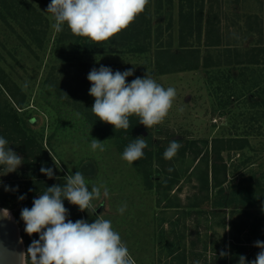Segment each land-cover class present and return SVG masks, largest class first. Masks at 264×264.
I'll return each instance as SVG.
<instances>
[{"label":"rangeland","instance_id":"rangeland-1","mask_svg":"<svg viewBox=\"0 0 264 264\" xmlns=\"http://www.w3.org/2000/svg\"><path fill=\"white\" fill-rule=\"evenodd\" d=\"M30 1L48 20L39 47L27 29L0 8V74L13 92L0 84V137L23 158L16 172L0 171V207L15 217L22 241L21 210L31 208L47 187L62 186L68 174L81 171L89 191L92 183L108 188L106 207L96 215L103 213L112 222L136 264H233L230 259L239 260L240 255L254 260L260 251L254 243L264 241V63L235 62L233 50L243 52L264 42V0H202L204 17L218 20L213 34L218 33L220 45L201 46L198 68L168 73L157 71L149 52H127L108 40L85 45L86 37L80 36L60 41L52 15L40 0ZM178 4L172 0L155 13L163 24L172 20L174 46ZM79 61L134 69L132 80L148 73L165 89L176 90L172 108L150 129L133 115L131 130L112 127L113 135L102 137L105 126L90 125L44 81L52 65ZM140 137L148 142L144 157L129 164L121 158L123 151ZM92 138L103 142L105 151H93ZM171 140L182 147L166 160L163 153ZM42 165L53 169L52 179L41 173ZM237 183L257 190L254 204L214 205L218 188L228 192ZM6 186L16 190L5 191ZM124 203L127 208L120 214ZM64 206L73 222L96 219L67 200ZM38 238L30 236L29 245ZM221 251L228 255L221 257Z\"/></svg>","mask_w":264,"mask_h":264},{"label":"clouds","instance_id":"clouds-1","mask_svg":"<svg viewBox=\"0 0 264 264\" xmlns=\"http://www.w3.org/2000/svg\"><path fill=\"white\" fill-rule=\"evenodd\" d=\"M148 2L51 0L46 12L52 14L55 21L52 27L56 32H61L66 24L74 35L99 43L126 29L144 12ZM133 72L134 69L113 72L110 67L101 65L87 75L91 84L88 94L94 97L91 112L101 122L112 125L115 131L128 130L131 126L129 117L133 115L139 117V123L148 129L162 123L176 97L173 87L165 89L148 73L127 82ZM147 147L146 139L136 138L125 147L121 158L132 164L144 157ZM181 147L179 141H169L164 158L171 160ZM91 149L103 152L104 143L92 138ZM53 162L59 168L54 159ZM22 163L23 158L9 147L8 140L0 137V171L3 175L16 172ZM40 171L49 179L54 177L52 168L42 165ZM64 179L66 182L62 186L47 187L33 199L31 208L21 210L24 231L29 236L38 234L39 238L32 240L26 252L17 255L15 264H136L120 234L113 229L112 222L105 219L103 213L96 215L98 207H106L109 198L106 185L92 183L89 191V183L81 171L68 174ZM9 190L16 189L6 186L5 191ZM19 199L23 200L25 196ZM64 200L77 206L81 212L95 215L96 219L91 223L84 219L73 222L68 219L69 210L64 206ZM126 208L127 204L124 203L117 211L123 214ZM0 214L3 218H11L8 209H0ZM254 246L260 249L255 259L248 261L244 255H240L238 264H264V241L257 240ZM226 255L227 252H220L221 257ZM195 264H199V261Z\"/></svg>","mask_w":264,"mask_h":264},{"label":"trees","instance_id":"trees-1","mask_svg":"<svg viewBox=\"0 0 264 264\" xmlns=\"http://www.w3.org/2000/svg\"><path fill=\"white\" fill-rule=\"evenodd\" d=\"M172 0H149L144 12L139 14L137 18L126 29L111 37L108 42L120 49H125L132 53H152L153 64L159 73H168L173 71L196 69L199 67L201 60V46L204 49L220 45V37L213 34L218 20H214V16L203 15V1L195 0H179L177 13V43L174 46L172 40V20L169 18L165 24L163 20L155 19V13L161 11L165 4H169ZM43 8L46 10L51 0H40ZM0 8H4L10 18L20 22L25 27L28 37L40 46L42 42L41 36L46 33L47 18L42 10H39L30 0H0ZM51 14V13H49ZM52 15V14H51ZM217 29V28H216ZM165 35L166 42L163 40ZM58 39L71 40L75 37L69 30L67 25L63 26V30L58 32ZM85 45H92L88 38L85 39ZM174 47V48H173ZM228 49V48H224ZM230 51V50H226ZM235 62L245 63H264V42L257 46L245 49L243 52L234 48ZM233 53V52H232ZM204 58V57H203ZM207 59V58H206ZM229 59H233L229 55ZM208 63L207 61L205 62ZM203 63V65H205ZM136 63L131 64L135 66ZM110 67L113 72L119 70L117 63L79 61L64 62L58 65H52L45 77V84L51 87L56 95L69 103L79 111L92 126L104 127L105 132L102 137H111L113 135L112 125L101 122L92 112L91 108L94 104V97L90 96V82L87 75L93 68ZM123 72L121 69L119 70ZM0 74V84L6 92L13 96L11 88ZM132 78L128 77L127 82H131ZM67 97H65V95ZM15 104L21 107V102L15 100ZM134 127V126H133ZM132 127L129 129L131 130ZM4 131V130H1ZM241 147V145L239 146ZM238 147V148H239ZM212 177L215 178L216 164L212 162ZM217 185V184H216ZM223 187L218 188L214 196V205L222 207L223 204H233L235 207H245L244 204H254L257 199V190L241 184H234L228 192ZM221 197L225 201H221ZM234 264L238 261L231 258Z\"/></svg>","mask_w":264,"mask_h":264},{"label":"water","instance_id":"water-1","mask_svg":"<svg viewBox=\"0 0 264 264\" xmlns=\"http://www.w3.org/2000/svg\"><path fill=\"white\" fill-rule=\"evenodd\" d=\"M20 252H24V246L14 216L11 214L9 219L0 214V264H15Z\"/></svg>","mask_w":264,"mask_h":264},{"label":"flooded vegetation","instance_id":"flooded-vegetation-1","mask_svg":"<svg viewBox=\"0 0 264 264\" xmlns=\"http://www.w3.org/2000/svg\"><path fill=\"white\" fill-rule=\"evenodd\" d=\"M98 208H99V207H98ZM98 208H97V209H98ZM99 210H100V209H99ZM96 211H97V210H96ZM97 212H98V211H97ZM14 218H15V217H14ZM16 222H17V221H16ZM17 224H18V222H17ZM18 227H19V225H18ZM19 229H20V227H19ZM29 237H30V236H28V234H27L25 231H23V238H24V239H23V244H26V245H27V246L24 245V246H25V250H27L28 245H29V243H30ZM25 250H24V252H26Z\"/></svg>","mask_w":264,"mask_h":264}]
</instances>
